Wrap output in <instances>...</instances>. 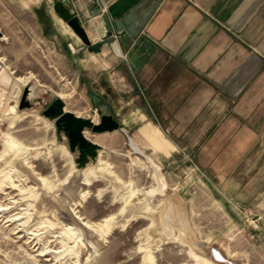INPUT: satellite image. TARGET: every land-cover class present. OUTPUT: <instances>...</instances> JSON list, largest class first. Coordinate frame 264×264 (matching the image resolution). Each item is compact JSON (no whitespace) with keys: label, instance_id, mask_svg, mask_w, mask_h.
I'll return each mask as SVG.
<instances>
[{"label":"rangeland","instance_id":"374dc122","mask_svg":"<svg viewBox=\"0 0 264 264\" xmlns=\"http://www.w3.org/2000/svg\"><path fill=\"white\" fill-rule=\"evenodd\" d=\"M34 2L0 0V264H264V169L249 163L219 175L194 153L157 152L141 138L167 182L163 194L148 195L157 184L153 167L122 128L87 129L101 150L97 162L79 165V149L70 150L42 110L57 94L67 109L93 116L101 106L89 92L101 91L106 67L96 66L99 57L72 52L69 35L51 29L46 5ZM118 74L133 93L121 61ZM27 86L33 105L20 107ZM83 220L99 225L97 232ZM44 247L63 253V262L39 255Z\"/></svg>","mask_w":264,"mask_h":264},{"label":"crops","instance_id":"0c3cea01","mask_svg":"<svg viewBox=\"0 0 264 264\" xmlns=\"http://www.w3.org/2000/svg\"><path fill=\"white\" fill-rule=\"evenodd\" d=\"M39 1L72 52L106 67L98 95L137 142L157 152L180 147L223 176L249 163L264 169V0H63L92 42L111 37L99 51L85 46L55 0Z\"/></svg>","mask_w":264,"mask_h":264},{"label":"water","instance_id":"95a60500","mask_svg":"<svg viewBox=\"0 0 264 264\" xmlns=\"http://www.w3.org/2000/svg\"><path fill=\"white\" fill-rule=\"evenodd\" d=\"M54 8L56 12L67 22V24L77 33L89 50L99 51L104 43L111 41V37L108 36L98 42H92L81 21L77 17L76 12L70 9L63 0H55ZM104 17L107 25L110 27L111 23L108 16L105 15ZM116 24L119 26L118 22H116ZM1 34L2 32L0 31V35ZM30 90L29 86L24 89L20 107H24L25 105L31 107L33 105V103L29 100ZM89 94L93 100V104L95 106L100 104L101 106V109L99 110L100 118L97 122L94 121L93 116H81L74 111L67 109L65 107V100L57 94L54 100H52L51 106L49 108L46 106V108L42 110V113L48 116L51 120L55 119L56 126L60 127V129L65 132L70 150L74 152L76 148L79 149V157L77 158L79 165H84L89 159H92L93 162H97L99 151L101 150V143L92 140L85 134L87 129H91L94 132H103L122 128L127 132L132 146L131 133H129L126 128L120 127L119 122L109 113L108 104L103 102V98L100 95L94 92H89Z\"/></svg>","mask_w":264,"mask_h":264},{"label":"bare ground","instance_id":"6f19581e","mask_svg":"<svg viewBox=\"0 0 264 264\" xmlns=\"http://www.w3.org/2000/svg\"><path fill=\"white\" fill-rule=\"evenodd\" d=\"M6 38V37H5ZM2 67H5L4 66V64L2 63V61H1V59H0V69L2 68ZM9 73V72H8ZM23 80H25V79H23ZM21 82V81H20ZM16 95V94H15ZM91 116V115H90ZM93 119H94V121L95 122H97L98 121V116L97 115H93ZM131 142H132V146H133V149L135 150V151H138V152H142V153H144L145 154V156H146V158H147V160H148V162L150 163V165L153 167V178L157 181V184L155 185V186H153V187H151V188H149V189H147V191H146V193L149 195H154V194H163L165 191H166V189H167V182H166V180H165V176H164V173L162 172V167H161V164L160 163H158L156 160H155V158L152 156V154H151V152H149V151H145L144 149H142L141 147H139V145H138V142H137V140L135 139V137H134V135H131ZM62 148V147H61ZM65 149V148H64ZM102 163V162H101ZM100 164V163H99ZM105 164V163H104ZM106 165V164H105ZM104 165V167L103 168H107L106 166ZM98 166V165H97ZM98 169V168H97ZM96 170V168L94 167H92L90 170H88L87 171V173H86V175L88 176L91 172H93V171H95ZM101 170H102V168H101ZM32 171V170H31ZM104 172H105V169H104ZM94 173V172H93ZM77 174H79V171L77 172ZM80 176H81V174H80ZM42 177V176H41ZM41 179V178H40ZM85 179V178H84ZM44 181V180H43ZM87 181V183L89 182V180H86ZM8 182V181H7ZM86 188V187H85ZM81 191V190H80ZM85 192V191H84ZM84 195H85V193H83ZM83 195V196H84ZM86 196V195H85ZM128 202V201H127ZM147 207H148V205H147ZM146 210V209H145ZM40 211V210H39ZM40 213V212H39ZM25 214V213H24ZM128 214V213H127ZM125 216V215H124ZM163 217H164V215H163ZM79 220V219H81L80 218V216L78 217L77 215H76V217L74 216V220ZM107 221H109V220H107ZM42 223V222H41ZM81 223H82V225L86 228V229H90V230H93V231H96L97 232V230L99 229V225H97V224H95V222L93 223V222H90L89 220L87 221V220H83V221H81ZM111 223H113V222H111ZM80 224V223H79ZM99 224V223H98ZM107 224H108V222H107ZM116 225V224H115ZM48 227V226H47ZM67 228V227H66ZM69 228H70V226H69ZM81 228V227H80ZM62 229V228H61ZM85 229V230H86ZM46 230V229H45ZM49 230H50V228H49ZM59 230V229H58ZM64 230H66V229H64ZM87 230V231H88ZM106 230V229H105ZM178 230V229H177ZM176 230V231H177ZM56 231V230H55ZM67 231H69L68 229H67ZM54 232V231H53ZM61 232H63V231H61ZM99 232V231H98ZM159 232V231H158ZM65 233H67V232H65ZM104 233V232H103ZM58 234V233H57ZM99 234V233H98ZM162 234V233H161ZM63 235V234H62ZM106 235V234H105ZM182 235V234H181ZM56 236V235H55ZM161 236V235H160ZM60 237V236H59ZM72 237V236H71ZM172 238H173V235L171 236ZM104 238V237H103ZM171 238V239H172ZM73 240V239H72ZM91 240V239H90ZM164 240V239H163ZM88 241V240H87ZM98 241V240H97ZM75 242H78V241H75ZM100 242V241H99ZM83 243V242H82ZM86 243V242H85ZM90 243V242H89ZM93 243V242H92ZM95 244H96V242H95ZM98 244H100V243H98ZM93 246H94V244H92ZM91 245V246H92ZM40 248V247H39ZM93 248V247H92ZM97 248V247H96ZM96 248H94V249H96ZM64 249V248H63ZM68 249H69V247H68ZM89 248H88V246L86 245V247H85V249H84V252L87 250V251H89L88 250ZM67 250V249H66ZM72 250V249H71ZM68 251V250H67ZM57 251H54V250H50V249H48L47 247H44V248H42L41 250H40V252H38V254L39 255H47V256H51L50 257V259H53V260H56V261H61V262H63L62 260H63V258L61 257L62 256V254L61 255H59L58 253H56ZM91 252V251H90ZM93 252V251H92ZM202 252V251H201ZM204 252V251H203ZM66 253V252H65ZM73 253V252H72ZM67 254V253H66ZM93 253H91V255H92ZM150 254V253H149ZM64 255V254H63ZM68 255V254H67ZM75 255V254H74ZM90 255V256H91ZM79 256V255H78ZM93 256V255H92ZM211 256H213V257H215V258H217V259H224V257L222 256V254H220V253H217V252H213V249H211ZM68 257V256H67ZM69 257H70V255H69ZM73 257V256H72ZM212 257V258H213ZM65 258V257H64ZM88 258V257H87ZM208 259H209V257H207ZM82 259H84V258H82ZM81 259V260H82ZM93 259V258H92ZM46 260H48V259H46ZM65 260V259H64ZM77 261V260H76ZM88 261V260H87ZM89 262H91V261H89ZM71 263V262H70ZM70 263H68V264H70ZM84 262H82V263H80V264H83ZM86 263V262H85ZM78 264V263H77ZM87 264H89V263H87ZM230 264H236V263H234V261H231V263Z\"/></svg>","mask_w":264,"mask_h":264},{"label":"built area","instance_id":"2783aa9c","mask_svg":"<svg viewBox=\"0 0 264 264\" xmlns=\"http://www.w3.org/2000/svg\"><path fill=\"white\" fill-rule=\"evenodd\" d=\"M94 115H99V109L97 107L94 108Z\"/></svg>","mask_w":264,"mask_h":264},{"label":"flooded vegetation","instance_id":"af4514ba","mask_svg":"<svg viewBox=\"0 0 264 264\" xmlns=\"http://www.w3.org/2000/svg\"><path fill=\"white\" fill-rule=\"evenodd\" d=\"M51 104H52V103H50V104L48 105V107H47V108H49V107L51 106Z\"/></svg>","mask_w":264,"mask_h":264}]
</instances>
